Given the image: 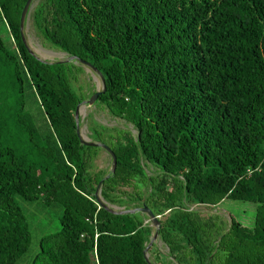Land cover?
Here are the masks:
<instances>
[{"label": "trees", "instance_id": "trees-1", "mask_svg": "<svg viewBox=\"0 0 264 264\" xmlns=\"http://www.w3.org/2000/svg\"><path fill=\"white\" fill-rule=\"evenodd\" d=\"M27 1L0 0L14 44L0 38V264H17L32 244L19 198L63 209L60 232L42 239L32 264H148L153 231L144 215H114L97 203L106 175L92 176L99 148L78 136L84 98L72 86L73 65L29 53L20 29ZM33 20L48 44L101 72L97 104L137 130L110 146L118 166L102 186L105 202L146 205L161 216L162 241L174 254L189 251L192 264H218L221 255L220 264H264V0H43ZM27 90L42 125L27 111ZM140 177L153 185L146 201ZM225 201L255 210L244 222L231 215L215 244L186 203Z\"/></svg>", "mask_w": 264, "mask_h": 264}, {"label": "rangeland", "instance_id": "rangeland-1", "mask_svg": "<svg viewBox=\"0 0 264 264\" xmlns=\"http://www.w3.org/2000/svg\"><path fill=\"white\" fill-rule=\"evenodd\" d=\"M42 1L43 0H35L33 4L27 26L25 28L27 43L29 47L35 52V54L45 61L52 63L69 61V63L73 65L72 72L70 73L72 86L75 92L81 98H84L85 102H88L93 94L98 91H102L103 87L101 79L96 74H94L89 67L78 62L70 61L69 55L54 48L41 37L34 26L33 13L35 8ZM0 38L4 42L6 47L11 50L14 48V44H12L10 35L2 22H0ZM6 86V82H4L3 87ZM12 97L13 98L11 100V104L9 105L11 113L14 112V95ZM25 99L27 104V111L32 115L36 123L42 125V121L44 118L43 112L40 109V106L34 98L33 94L28 90L26 92ZM80 127L83 137L88 138L93 142H98L95 141V136L96 134H99V139L102 140V142L100 143H104L109 147L115 144L118 138H123L125 135H131L133 137L137 136V130L132 124H130L126 120L114 118L103 104H97V102L92 106L87 105L81 109ZM8 130L9 129H6L3 132L5 141L11 145L17 146L19 144L18 137L14 133H10V131ZM144 164L147 177L149 179L159 181L161 172L158 170V168L153 165L147 164V162H144ZM111 166V157L104 149L99 148L97 150L96 156L92 159L90 165V173L92 174V176H95L96 174H105L107 176L110 174ZM137 181L141 185L139 192L140 197L144 201H146L153 191V185L150 181L145 182L147 180L144 177L138 178ZM133 196L135 197V195ZM18 201L28 220V224L32 234V244L29 252L25 256H23V258H21V260H19L17 264H32L36 256L41 251L40 244L42 239L60 232L63 209L59 204L46 206L42 203V201L31 203L26 202L20 198L18 199ZM109 205L120 210L126 209V207H122L120 205ZM186 205L188 208H190V210L195 211L199 214L200 222L206 224L210 233L211 241L215 242V244L218 243L222 235L226 234L230 230L232 223L231 215L235 219L244 222L247 218L250 217L249 213L247 212H253L255 210V206L233 201H225L216 208L195 205L190 202H187ZM142 207L143 203L136 202L133 203L131 209ZM143 215L145 217V224L149 225L152 228L153 236L156 232V229L151 223H149L148 216L146 214ZM157 217H159L162 221L160 216ZM250 221L251 220L247 221V223H250ZM187 252L188 255L186 258L183 256V252L174 254L173 252H171L168 245L165 244L159 236L158 240L149 250L148 257L153 264H192L189 257L191 254H189V251ZM175 257H177V259ZM220 260H223L222 255L221 258L217 260L218 264H220Z\"/></svg>", "mask_w": 264, "mask_h": 264}, {"label": "water", "instance_id": "water-1", "mask_svg": "<svg viewBox=\"0 0 264 264\" xmlns=\"http://www.w3.org/2000/svg\"><path fill=\"white\" fill-rule=\"evenodd\" d=\"M35 0H28L23 12H22V16H21V23H20V29H21V34H22V39L23 42L27 48V50L29 51V53L34 56L35 58H37L39 61L43 62V63H50L52 64V62H48L45 61L41 58H39L35 52L29 47L27 40H26V36H25V28L27 26V22L33 7ZM70 61L72 62H78L82 65H85L87 67H89L92 72L94 74H96L102 82V91H98L96 92L88 102H82L76 110L75 113V118H76V122H77V132H78V136L80 139V142L82 145L87 146V147H94V148H102L104 149L108 155L111 157V161H112V166H111V171L110 174L107 175L105 177V179H103L96 191V199H97V203L99 205L100 208L105 209L106 211L114 214V215H135L137 213H142V214H146L148 216V221L149 223H151L153 225V227L156 229L155 234L152 236V239L150 240L149 244L147 245L145 251H144V256H145V260L148 264H153L148 257V252L151 249V247L155 244V242L158 240L159 236H160V230H161V220L159 217H157L155 215V213L148 208L146 205H144L142 208H136V209H129V210H120L116 207H111L108 203L105 202V200L102 197V186L105 182L106 179H109L112 175H114L116 173L117 170V166H118V161H117V156L114 153V151L107 145H105L104 143H100V142H93L88 138L83 137V135L81 134V127H80V111L84 106H92L93 104H95L98 100V98L101 96L102 93H104L106 91V83H105V78L103 77V75L101 74V72L95 68L92 64L82 61V60H78L76 57H70ZM69 62V61H68ZM59 63H63V62H59Z\"/></svg>", "mask_w": 264, "mask_h": 264}, {"label": "bare ground", "instance_id": "bare-ground-1", "mask_svg": "<svg viewBox=\"0 0 264 264\" xmlns=\"http://www.w3.org/2000/svg\"><path fill=\"white\" fill-rule=\"evenodd\" d=\"M37 4V3H36ZM45 50V49H44Z\"/></svg>", "mask_w": 264, "mask_h": 264}, {"label": "built area", "instance_id": "built-area-1", "mask_svg": "<svg viewBox=\"0 0 264 264\" xmlns=\"http://www.w3.org/2000/svg\"><path fill=\"white\" fill-rule=\"evenodd\" d=\"M161 217V216H160Z\"/></svg>", "mask_w": 264, "mask_h": 264}]
</instances>
